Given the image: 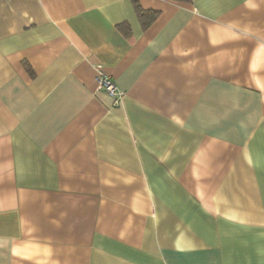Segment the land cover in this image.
Listing matches in <instances>:
<instances>
[{
	"label": "crops",
	"instance_id": "0c3cea01",
	"mask_svg": "<svg viewBox=\"0 0 264 264\" xmlns=\"http://www.w3.org/2000/svg\"><path fill=\"white\" fill-rule=\"evenodd\" d=\"M0 264H264V0H0Z\"/></svg>",
	"mask_w": 264,
	"mask_h": 264
},
{
	"label": "built area",
	"instance_id": "2783aa9c",
	"mask_svg": "<svg viewBox=\"0 0 264 264\" xmlns=\"http://www.w3.org/2000/svg\"><path fill=\"white\" fill-rule=\"evenodd\" d=\"M98 75L96 77L97 86L96 92L103 91L108 94L117 105L119 104L125 96V92L121 90L115 82L102 71V65H97Z\"/></svg>",
	"mask_w": 264,
	"mask_h": 264
},
{
	"label": "trees",
	"instance_id": "16d2710c",
	"mask_svg": "<svg viewBox=\"0 0 264 264\" xmlns=\"http://www.w3.org/2000/svg\"><path fill=\"white\" fill-rule=\"evenodd\" d=\"M136 8H137L139 16H151L150 19H154L157 15L156 12L148 13V12L143 11L137 2H136Z\"/></svg>",
	"mask_w": 264,
	"mask_h": 264
}]
</instances>
